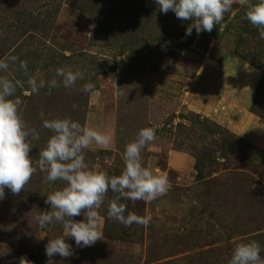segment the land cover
Masks as SVG:
<instances>
[{
    "label": "rangeland",
    "instance_id": "1",
    "mask_svg": "<svg viewBox=\"0 0 264 264\" xmlns=\"http://www.w3.org/2000/svg\"><path fill=\"white\" fill-rule=\"evenodd\" d=\"M245 12L234 4L211 33L186 35L192 21L161 12L155 0H0V58L27 60L38 80H59L62 67L85 73L72 88L31 95L18 64L0 73L24 81L20 113L40 135L33 161L52 135L41 111L110 132L109 148L85 150L89 167L109 176L121 174L126 144L153 127L156 139L142 162L171 185L150 202L122 201L147 226L109 219L110 191L99 210L104 239L78 247L65 237L73 255L49 261L45 247L63 227L42 228L34 218L51 210L46 195L63 182L46 183L37 170L19 195L5 188L0 200V264H19L21 256L32 264H229L235 245L252 240L264 258V39ZM227 51L258 75L234 77L239 108L240 95L227 92L231 84L219 88ZM89 81L91 94L81 90Z\"/></svg>",
    "mask_w": 264,
    "mask_h": 264
},
{
    "label": "clouds",
    "instance_id": "2",
    "mask_svg": "<svg viewBox=\"0 0 264 264\" xmlns=\"http://www.w3.org/2000/svg\"><path fill=\"white\" fill-rule=\"evenodd\" d=\"M159 10L165 14L175 13L177 19L190 20L186 35L193 29L197 34L207 31L211 33L220 24L225 14L233 11V5L246 8L244 18L259 30L264 39V0H155ZM16 71L26 78L28 91L25 95L38 94L43 88L51 91L61 84L64 88H72L77 81L85 79V73L68 68H57L56 77L49 81L37 79L28 68L27 60H20L16 55L0 58V73H8L10 66L17 65ZM24 88V81L0 75V200L5 198V188L12 194L19 195L30 182L33 175L44 174L46 183L62 181L60 187L46 195L45 203L51 206L35 216L40 227L59 223L64 234L49 239L45 252L49 261L53 256L62 258L73 255L72 246L65 237L75 240L78 247L93 246L98 240L104 239L99 230L100 208L105 203L107 194L114 195L108 201L107 216L126 227L133 224L147 226L149 221L135 212L128 211L122 201L150 202L165 195L171 185L167 175L155 174L142 162L141 152L156 139V129L141 128L136 138L127 143L123 153L124 167L121 174L109 176L107 172L98 171L86 163V152L91 146L107 149L113 141L112 134L93 127L82 125L71 118L47 119L40 112L42 127L50 130L52 135L39 157L34 162L30 156L34 140L40 135L35 127H30L20 113L23 103L17 95L18 89ZM95 89L92 82L82 86L84 93L91 94ZM77 107L73 105V108ZM127 213V215H125ZM84 216L76 221L73 217ZM261 246L255 241L237 243L233 249L229 264H264ZM19 264H32L25 256L19 258Z\"/></svg>",
    "mask_w": 264,
    "mask_h": 264
},
{
    "label": "crops",
    "instance_id": "3",
    "mask_svg": "<svg viewBox=\"0 0 264 264\" xmlns=\"http://www.w3.org/2000/svg\"><path fill=\"white\" fill-rule=\"evenodd\" d=\"M232 54L233 53H231L230 51H227V57L222 62V64H223L224 68L226 69V71L224 70V72H222V74H221V79H220L221 83H220L219 88H221V90L224 91L226 89L225 85H227V84L230 85L231 84L230 87L228 86L229 88L227 87V89H229V90H227V89L226 90H227V92L229 91L230 94H233L235 96L240 95V98H238L239 100H241V102L239 103V106H238V108H239L241 103H243V100L241 98L242 92L239 93V92H236L233 89V87L235 86V84H234L235 81L234 80L237 79V77L239 76V77H241L243 79L242 82H244V80H246L248 77L253 79V81H254L255 79H257L258 75L255 74L252 70L248 69L247 64L242 62V60L237 59ZM210 74H211V71L208 73V75H210ZM234 77H235V79H234ZM232 78H233V80H232ZM242 82H241L240 87H242L244 85V83H242ZM248 101H250V100H248ZM248 101L246 100V102H244V103H248ZM235 114H237V113H235ZM250 120H251V123H252L251 126H253L255 124V122L253 121V119H250ZM249 131L250 130L247 129L246 133H248ZM255 133L256 132H254L253 135H256ZM260 140H261V144L264 145V136L263 137L260 136Z\"/></svg>",
    "mask_w": 264,
    "mask_h": 264
},
{
    "label": "trees",
    "instance_id": "4",
    "mask_svg": "<svg viewBox=\"0 0 264 264\" xmlns=\"http://www.w3.org/2000/svg\"><path fill=\"white\" fill-rule=\"evenodd\" d=\"M205 32L201 33L202 35H204Z\"/></svg>",
    "mask_w": 264,
    "mask_h": 264
}]
</instances>
